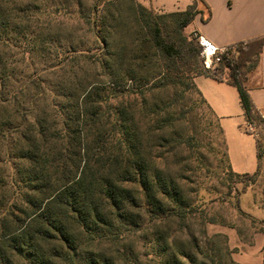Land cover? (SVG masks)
<instances>
[{"label":"trees","instance_id":"obj_1","mask_svg":"<svg viewBox=\"0 0 264 264\" xmlns=\"http://www.w3.org/2000/svg\"><path fill=\"white\" fill-rule=\"evenodd\" d=\"M197 12L196 3L167 14L139 4L131 24L101 17L105 53L99 61L106 80L98 82L64 72L59 65L68 56L55 65L35 66L31 55L46 44L40 31L46 26L29 30L31 18L19 0H0V264H114L101 250L87 261L83 252L106 243L118 246L129 237L149 241L151 250L142 257L176 264L181 244L173 226L197 242L190 222L199 207L167 162L186 145L175 134L183 118L172 115L173 107L192 89L218 119L194 83L198 76L209 77L237 87L246 122L264 126L244 87L259 63L264 38L234 45V52L208 70L199 43L184 35ZM115 28L121 33L117 40ZM2 30L9 33L3 36ZM22 34L28 71H20L15 59ZM130 82L137 83V91ZM246 133L256 139L257 171L234 173L227 151L226 157L231 181L255 185L264 137ZM247 217L254 235L264 234V218ZM203 219L205 248L197 243V252L189 251L185 241L182 257L188 264H221L223 251L213 241L222 238L228 250V238L209 236L206 225L216 220ZM130 262L142 264L139 254Z\"/></svg>","mask_w":264,"mask_h":264},{"label":"rangeland","instance_id":"obj_2","mask_svg":"<svg viewBox=\"0 0 264 264\" xmlns=\"http://www.w3.org/2000/svg\"><path fill=\"white\" fill-rule=\"evenodd\" d=\"M19 4L22 9L27 10V15L31 18L32 25L29 30L31 28L39 31L41 26H46L40 29L46 38V44L36 47L31 55V62L35 66L55 65L68 56L64 63L59 65L64 72H77L88 77L89 80H99L98 82L106 78L102 76L103 69L99 61L104 57L105 49L100 41L97 21L101 17H113L131 24L134 18L133 11L139 5L138 0H19ZM8 33V30H2L3 36ZM120 34L119 29L115 28L112 39L117 40ZM184 35L192 37V33L186 29ZM20 42L21 47L14 51L16 52L15 59L19 60L20 71H28V63L23 60V52L27 50L23 45L26 42L23 34L20 36ZM113 47V50H116V45ZM6 51L8 52V49ZM49 79L53 78L50 76ZM187 82L189 83L190 80ZM105 86L108 87V84ZM130 89L137 91V83L130 82ZM173 92L174 90H171L168 94L160 96L166 95L167 97ZM148 101L152 102V99ZM173 108L172 115L183 118V125L177 126V132L174 130L175 134L182 136L186 145H184V151L175 153V156L170 155L167 162L180 179L187 197L199 207V212L190 222L191 231L197 242L188 239L186 234L179 233L178 228L173 226L172 233L178 236L177 246L181 244L180 249H176L177 251L171 249L172 252L176 251L174 262L188 264L182 257V252L186 250L182 246L185 241L190 242L187 244L189 251L197 252V243L201 249L205 248L206 241L201 236L199 223L203 218V220L213 218L216 223L206 225L208 235L212 237L216 234H223L228 238V250L225 249L222 238L213 241L223 251L221 264H231V261L257 264L260 250L256 247L258 244L255 241L256 236L247 216L264 218V157L261 175L255 185L236 182V179L231 181L232 171L228 165L224 136L219 129V121L211 114L200 96L192 89L187 90L178 100V107ZM179 108L182 110L180 111ZM254 127V134L264 137V126L256 128L254 125ZM154 152L161 154V149H155ZM239 208L245 212V215L239 211ZM146 244L148 248L149 241L144 243L139 238L129 237L127 241L119 243L118 246L106 243L96 248L93 247L92 250L86 249L83 256L87 261L92 253L98 255L101 250V253H106L108 259L114 264H131V258L138 254L142 264L166 262L165 259L152 261V255L149 258L142 257L141 254L146 250H151L150 247L144 248ZM253 244L255 246L252 247ZM200 262L199 257L198 263Z\"/></svg>","mask_w":264,"mask_h":264},{"label":"crops","instance_id":"obj_3","mask_svg":"<svg viewBox=\"0 0 264 264\" xmlns=\"http://www.w3.org/2000/svg\"><path fill=\"white\" fill-rule=\"evenodd\" d=\"M138 3L160 14L182 12L196 3L198 12L186 30L198 32L219 48L264 38V0H138ZM194 83L219 120L232 171L255 173L258 169L256 139L246 133L245 112L237 87L204 76L196 77ZM244 87L255 108L264 115V46L259 63ZM255 236L260 250L257 264H264V234Z\"/></svg>","mask_w":264,"mask_h":264},{"label":"built area","instance_id":"obj_4","mask_svg":"<svg viewBox=\"0 0 264 264\" xmlns=\"http://www.w3.org/2000/svg\"><path fill=\"white\" fill-rule=\"evenodd\" d=\"M192 36L201 47V57L204 60L205 68L208 70H213L215 68V66L220 62L222 55H228L235 51L234 46H228L224 48L217 47L205 36L199 34L198 32H193ZM245 130L254 133V124L246 122Z\"/></svg>","mask_w":264,"mask_h":264}]
</instances>
